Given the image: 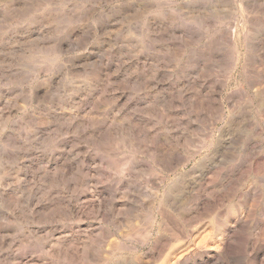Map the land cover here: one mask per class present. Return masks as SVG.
<instances>
[{"label":"rangeland","instance_id":"obj_1","mask_svg":"<svg viewBox=\"0 0 264 264\" xmlns=\"http://www.w3.org/2000/svg\"><path fill=\"white\" fill-rule=\"evenodd\" d=\"M0 264H264V0H0Z\"/></svg>","mask_w":264,"mask_h":264},{"label":"bare ground","instance_id":"obj_2","mask_svg":"<svg viewBox=\"0 0 264 264\" xmlns=\"http://www.w3.org/2000/svg\"><path fill=\"white\" fill-rule=\"evenodd\" d=\"M121 164V163H120ZM123 165V164H122ZM125 165V164H124ZM121 166V165H120ZM62 261V260H61Z\"/></svg>","mask_w":264,"mask_h":264}]
</instances>
